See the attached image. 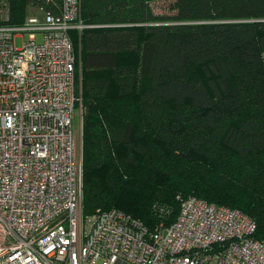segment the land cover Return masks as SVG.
<instances>
[{
	"label": "trees",
	"instance_id": "1",
	"mask_svg": "<svg viewBox=\"0 0 264 264\" xmlns=\"http://www.w3.org/2000/svg\"><path fill=\"white\" fill-rule=\"evenodd\" d=\"M10 1L19 24L29 0ZM79 1L98 25L80 38L96 73L81 86L82 213L118 208L153 230L195 196L242 210L264 240V0H173L169 14Z\"/></svg>",
	"mask_w": 264,
	"mask_h": 264
},
{
	"label": "built area",
	"instance_id": "2",
	"mask_svg": "<svg viewBox=\"0 0 264 264\" xmlns=\"http://www.w3.org/2000/svg\"><path fill=\"white\" fill-rule=\"evenodd\" d=\"M28 4L23 22L0 21V264H264L238 208L177 195L176 218L153 230L118 208L82 213L70 31L98 25L80 19L79 0Z\"/></svg>",
	"mask_w": 264,
	"mask_h": 264
},
{
	"label": "rangeland",
	"instance_id": "3",
	"mask_svg": "<svg viewBox=\"0 0 264 264\" xmlns=\"http://www.w3.org/2000/svg\"><path fill=\"white\" fill-rule=\"evenodd\" d=\"M55 2L57 0H54ZM173 0H154L151 3V7L153 9V11L155 13L158 14H169L171 13V10L169 9V6L171 4ZM26 12H25V16L23 18V21L30 15H32L35 10L29 5L27 4L26 7ZM10 13H11V1L10 0H0V21L1 22H8L10 20ZM22 21V22H23ZM83 30L84 28L78 29V30H71L70 31V35L71 38L74 42V47L76 49L77 55H78V63H77V85L78 88H81V94H82V81L88 77V76H92L95 75L96 73L94 72H90L88 70H86L81 62V57H82V44H81V35L83 34ZM24 37L26 38L27 35H24ZM41 40V37H38V41ZM15 45L16 47H20L21 43H22V37H18L15 41ZM81 99H82V95H81ZM81 111L80 109H78V112L75 116V120H74V130H75V139H76V144L78 145V148H80L81 146V127H82V123H81Z\"/></svg>",
	"mask_w": 264,
	"mask_h": 264
},
{
	"label": "crops",
	"instance_id": "4",
	"mask_svg": "<svg viewBox=\"0 0 264 264\" xmlns=\"http://www.w3.org/2000/svg\"><path fill=\"white\" fill-rule=\"evenodd\" d=\"M73 41V40H72ZM73 44H74V42H73ZM76 52V51H75ZM76 58H77V61H78V55H77V52H76Z\"/></svg>",
	"mask_w": 264,
	"mask_h": 264
}]
</instances>
